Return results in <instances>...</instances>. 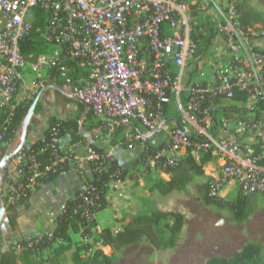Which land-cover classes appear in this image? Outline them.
<instances>
[{
  "label": "built area",
  "instance_id": "obj_1",
  "mask_svg": "<svg viewBox=\"0 0 264 264\" xmlns=\"http://www.w3.org/2000/svg\"><path fill=\"white\" fill-rule=\"evenodd\" d=\"M234 1L228 0L226 8H221L216 0H0V101L7 107L2 137L19 106L33 101L47 85L57 84L87 106L94 138L110 139L124 130L121 138L128 149L138 144L146 147V162L136 167L138 175L176 165L188 147L194 148L197 159L201 152L217 149L223 153V163L210 181L212 195L222 197L230 182L244 195H264V165L260 163L264 124L239 123L243 130L251 127L259 132L260 153L253 150L242 155L235 143L205 132V119L210 117L203 124L199 119L201 112L217 109L216 96L230 93L233 87L247 91L255 100L264 96V53L247 47L245 35H249L239 24ZM206 15L213 17L210 20L218 34L226 38L229 55L224 65L221 58L217 65L214 62L213 81L204 86L188 82L185 73L204 48L208 23L197 20ZM24 41L40 53H25ZM173 96L182 126L171 130L167 145L154 148L148 142L158 132L151 138L148 135L165 119ZM137 121L140 130L134 129ZM191 133L204 135L208 141L193 142ZM46 150L49 157L44 163L38 155ZM113 159L110 151L101 154L91 147L85 159L63 151L53 131L40 152L28 155L4 204L15 206L40 181L74 167L81 186L72 215L91 225L96 221L98 212L93 207L100 193L89 173L106 170ZM89 162L93 169L88 168ZM121 175L120 171L112 174L110 187L121 181ZM91 230L96 233V226Z\"/></svg>",
  "mask_w": 264,
  "mask_h": 264
},
{
  "label": "crops",
  "instance_id": "obj_2",
  "mask_svg": "<svg viewBox=\"0 0 264 264\" xmlns=\"http://www.w3.org/2000/svg\"><path fill=\"white\" fill-rule=\"evenodd\" d=\"M216 1L221 4V8H226L228 4V0ZM251 4L258 11L264 13L263 9L258 7L256 0H251ZM260 27V25H256L254 29L259 30ZM249 44L264 48V37L255 39ZM207 49L206 51L214 52V56L221 58V65L226 63L229 48L227 40L222 34L219 35L216 32L215 38ZM208 57L210 58V56L205 54L204 58L199 60L198 56L186 68L185 75L191 84L206 83L208 85L213 81V73L211 75L206 69ZM28 78L31 80L32 76L29 75ZM256 101L252 98L247 101H234L229 97L223 98L216 106L218 111L214 119H205V132L217 140L235 143L240 147L239 151L242 155L255 150L254 146L258 145L259 140L258 130L251 127L243 130L239 124L244 121H255V115L252 112L233 111L224 107L236 106L248 109L253 107ZM39 102L42 104V110L30 123L25 147H30L44 138L52 117H58L63 120L80 118L85 109L83 104L63 96L54 89L45 90ZM1 108L2 103H0ZM255 122L264 124V111L260 113L258 120ZM83 125L90 133L93 121L89 112ZM1 137L0 133V160L8 146V143L3 142ZM100 139L103 138L101 137ZM60 147L63 151L71 150L77 157L85 159L90 145L88 141L86 143H72L71 138L65 136L60 140ZM114 147L115 145H111L109 151L114 154L119 163L128 169L129 172L124 180L111 185L106 193V199L109 204L96 215V233L105 228L117 232L122 230L123 226L135 216L147 214L153 210L163 211L160 203L156 202L163 195L155 187V184L161 180L170 179L168 174L159 171H150L143 176L138 175L136 163L139 151L130 150L123 146L116 149ZM212 155L213 159L204 166V174L194 175L193 180L185 188L174 190L165 196L183 192L189 187L193 188V195L190 200L192 210L190 216L181 211H176L184 215L185 224L174 248L158 250L147 242H137L123 247L120 251H114L111 246L100 245H95L94 249L101 248L105 253L113 254V264H206L212 257L231 258L235 253L239 252L228 253L235 247V231L228 230L227 222L221 221V208L214 205H206L198 199L199 195L196 191V186L210 182L213 177L218 175L223 163L222 152L213 149ZM26 160L27 156L23 152L21 160L19 162L14 161L17 165L16 180L21 176L19 166L25 163ZM80 186V174L74 167H69L49 179L40 181L30 190L29 198L25 203L15 205L12 211L15 224L10 237L17 241L52 232L55 227L54 220L56 216L63 210L66 203L77 198ZM228 189L235 191L236 184L233 182L228 183L223 188L222 194ZM151 201H153V204ZM230 222L232 224L242 223L235 221L232 214L230 215ZM240 235L239 230L237 236ZM70 236L73 246L66 253V260L62 264H73L71 255L77 245L83 244V238L79 232L70 230ZM131 248L142 250L149 248L150 258L141 259L130 256L131 254L129 252L126 253V251ZM221 251L223 252L222 254ZM49 254L50 250L44 252V256Z\"/></svg>",
  "mask_w": 264,
  "mask_h": 264
},
{
  "label": "trees",
  "instance_id": "obj_3",
  "mask_svg": "<svg viewBox=\"0 0 264 264\" xmlns=\"http://www.w3.org/2000/svg\"><path fill=\"white\" fill-rule=\"evenodd\" d=\"M233 5L238 15L239 24L249 35L250 42L258 38H263L264 32L258 35H252L250 30L254 29L256 25H260V29L264 30V13L254 8L251 4V0H235ZM37 24H40V20ZM216 32L214 24L212 23L209 33L203 36L204 48L198 54L199 60L204 58L207 48L216 36ZM29 44L30 43L27 41L22 43L24 52L29 53L34 51L36 52V55H38L40 50L29 46ZM252 47L255 51L264 53V48L256 46ZM202 85L206 86V83H202ZM225 97H229L234 101H247L250 98V95L247 91L233 87L230 93L224 92L221 93V95L216 96L214 99L215 104H219ZM32 102L33 101L24 106H19L15 110L14 116L9 125V131L2 137L3 142L9 144L13 140L16 131ZM209 104L210 100L205 102L202 108L204 109L208 107ZM224 108L233 111L252 112L256 117L255 121H257L260 113L264 111V96L259 97L255 105L248 109L238 108L236 106ZM41 110L42 104L39 102L35 108V115L39 114ZM217 111L218 109L208 111L207 114L201 112L199 116L200 122L203 124V119L205 117L214 119ZM5 118V114H0V132L2 131ZM78 118L63 120L58 117H52L44 138L30 147H25L23 150L24 154L28 157L30 154L40 152V150L45 147V143L51 137L53 131L57 132L60 140L65 136H69L72 143H86V138L80 133ZM170 118L172 117L168 115L167 108L165 119L169 121ZM174 119H176L177 122L173 129L182 126L180 118ZM134 129L140 130L137 123L134 125ZM123 133L124 130L115 133V135L109 139V145L104 148L93 145H90V147L101 154L108 153L111 145L127 148L121 138ZM189 138L191 141L198 143H205L208 141L206 136L193 133L189 134ZM254 148V153L256 155L259 154L260 145H255ZM135 150L139 151L136 163V166H138L146 162V147H142L138 144ZM186 153L187 154L176 165L161 169V172L170 176L169 180H161L155 184V187L163 196L170 194L174 190L185 188L193 180L194 175L204 174V166L213 159L212 150L201 152L198 159L196 158L193 147H188ZM38 157L45 163L49 157V151L46 150L43 153H40ZM25 163L19 166L21 174L24 171ZM260 163L264 165V159H262ZM88 168H94L91 162L88 163ZM116 171L122 173L120 176L121 181L125 179L129 172V170L120 164L114 156L113 160L108 161V168L106 170L92 171V173H89L91 181L98 187L100 193V197L93 207L96 212L105 209L109 204L106 199V193L110 188L111 176ZM14 182L15 181H12L11 184L13 185ZM211 188L209 181L196 186V191L199 195L198 199L202 203L206 205H214L221 209H228L231 212L233 219L237 222L246 221L254 212V206L252 205L254 195H244L239 192L234 198L226 199L212 195ZM29 195L30 191L22 197L19 203H25L28 200ZM74 203L75 200L65 204V209L61 211L54 220L55 227L52 232H46L28 239L11 242L7 248H4L0 244V264H62L66 260V253L70 251L73 246L70 230L74 232H79L81 230V236L84 239L83 244L77 245L71 255L73 264H113V254L109 255L101 248L94 249V246H111L114 251H120L127 245L137 242H147L158 250L171 249L176 246L179 235L185 224V217L181 212L153 210L150 213L133 217L120 231L113 232L111 229L105 228L95 234L92 232L91 226H96V221L92 222L91 225H88L87 221L80 216L72 215ZM14 207L15 206H9L7 208L13 227L15 224V218L12 213ZM90 239L92 240L90 241ZM55 244L57 245L55 246ZM262 249L263 247L259 243H249L231 258L212 257L206 264H246L247 261L258 260L261 256ZM46 250H50L48 256H44Z\"/></svg>",
  "mask_w": 264,
  "mask_h": 264
},
{
  "label": "rangeland",
  "instance_id": "obj_4",
  "mask_svg": "<svg viewBox=\"0 0 264 264\" xmlns=\"http://www.w3.org/2000/svg\"><path fill=\"white\" fill-rule=\"evenodd\" d=\"M256 2H257L258 7L262 8L263 12H264V0H256ZM210 19H213V17L211 15H209V16L206 15V16H199L198 20H197V23H203L204 25H206V23H208V25L205 26L207 28V31H208L207 33H209V30H210L211 24H212ZM221 22H222V19H221ZM214 29L216 30V27ZM263 32H264V30H261V29H259V30L253 29L251 31L252 35H258V34L263 33ZM245 39H246V41H248L247 47L250 48L251 45L249 44V42H250L249 37H247L245 35ZM214 54H215L214 52L206 51V55L210 56V58L208 57V61L206 62V64H207L206 69L208 70L209 73H211V75L215 69V65H213L214 62H216V65H217L218 61L220 60L219 58L214 56ZM198 56L199 55H197L194 59H197ZM186 79H188V78H186ZM0 103H1V101H0ZM6 109H7V107L3 104L2 108L0 109V114H2V113L5 114ZM168 115H170V117H172L169 119V121L167 123L168 128L166 130L163 129L160 132H158L157 135L148 142V145H150L154 148H158L160 146L167 145V143L170 140L171 130L173 129V127L176 125V122H177L176 119H174V118H182V114L178 110V107L176 104V99L174 96L171 97V100H170V104H169V108H168ZM36 116L37 115H34L32 120L35 119ZM137 124L140 127H142V125L139 121H137ZM102 138L103 139H99V143L101 145L105 144L108 141V139L106 137H102ZM239 192H240V190H239L238 186L236 185L235 191H231L230 189H228L227 191H224V193L222 194V197L226 198V199H232ZM192 195H193V188L189 187L180 193L172 194V195H169L167 197L160 196L156 202L160 203V207L162 208L163 211H173V210L181 211V212L187 214L188 216H190V214L192 212L191 201H190L192 198ZM151 203L153 204V201H151ZM252 205L254 206V212L252 213V215H250V218H248V220H246V222H242L239 224H232L230 222L231 212L226 208L221 209V221L227 222L226 225L228 227L227 228L228 230H231V231L234 230L235 231V239H234L235 240V247L231 251H229L228 253L231 254L234 251H241L247 244L258 242L263 247L260 258L256 261H247L246 264H264V195L255 194L253 196V199H252ZM239 230H240L241 235L237 236V232ZM80 231H79V233L81 234ZM90 240H92V239H90ZM14 241H16V240L12 239L10 237V235L5 237L1 233L0 244L4 248L8 247V245ZM82 241L84 242V239H82ZM133 249H135V250H133ZM127 252H129L131 254L130 256H134L136 258H141V259L150 258L149 257V248H146L143 250L137 249V248H131L130 250H127L126 253ZM222 253L223 252L221 251V254Z\"/></svg>",
  "mask_w": 264,
  "mask_h": 264
},
{
  "label": "water",
  "instance_id": "obj_5",
  "mask_svg": "<svg viewBox=\"0 0 264 264\" xmlns=\"http://www.w3.org/2000/svg\"><path fill=\"white\" fill-rule=\"evenodd\" d=\"M48 89H54L55 91L61 93L63 96L83 104V102L77 96H75L70 89L63 88L62 86L57 84L47 85L37 94V96L31 103L26 115L24 116L16 131L13 140L8 144L6 152L0 160V232L5 237L9 236L13 231V225L11 223L7 208L4 204V199L9 193L11 182L15 181L17 178L15 174L17 171V165L14 161L19 162L21 160L22 153L25 148L29 126L33 116L35 115V108L42 97V93ZM88 112V108L87 106H85L84 112L78 120L81 135L86 138L89 145L98 146L100 148L108 146L110 143L109 141L101 145L99 143V140L94 138L84 127L83 123ZM167 123L168 121L166 119H163L161 121V124L148 135V138L153 137L162 129V127L166 126Z\"/></svg>",
  "mask_w": 264,
  "mask_h": 264
}]
</instances>
